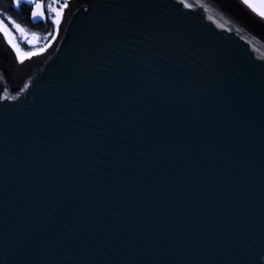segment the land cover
<instances>
[{
	"label": "water",
	"instance_id": "1",
	"mask_svg": "<svg viewBox=\"0 0 264 264\" xmlns=\"http://www.w3.org/2000/svg\"><path fill=\"white\" fill-rule=\"evenodd\" d=\"M66 3L22 63L0 33V264H264V20Z\"/></svg>",
	"mask_w": 264,
	"mask_h": 264
},
{
	"label": "snow or ice",
	"instance_id": "2",
	"mask_svg": "<svg viewBox=\"0 0 264 264\" xmlns=\"http://www.w3.org/2000/svg\"><path fill=\"white\" fill-rule=\"evenodd\" d=\"M13 2L15 6L19 8L22 3V0H13ZM23 2L31 6V17L33 20L47 21L49 19L48 10L50 9L52 12L51 24L53 25L56 31L59 30V27L62 22L63 10L68 7L66 2L63 4H60L58 3V0H52L53 3H57V7L55 8H52L51 4H49L48 7L46 8L43 0H23ZM178 2L183 4L184 0H178ZM240 3L243 4L245 7H247L248 9H250L257 16H259L261 20H264V0H240ZM184 6L188 7L187 4H185ZM14 26L22 34L24 33V29L21 28L19 24H15ZM0 33H3V35L7 39V43L16 52L17 60L22 63L25 57L24 55L21 54V50L18 47V45L13 42L11 38L10 29L7 27L3 19H0ZM33 39H36V37H33ZM42 51H44V49L41 48V49H38L36 52H29L26 55L28 57H32V56L38 55ZM5 98H7L6 95H5ZM12 99H15V97H12ZM260 255L264 256V253H261ZM251 264H256V259H253L251 261Z\"/></svg>",
	"mask_w": 264,
	"mask_h": 264
},
{
	"label": "trees",
	"instance_id": "3",
	"mask_svg": "<svg viewBox=\"0 0 264 264\" xmlns=\"http://www.w3.org/2000/svg\"><path fill=\"white\" fill-rule=\"evenodd\" d=\"M43 2L46 8L49 4H54L52 0H43ZM65 2L66 1L64 0H58V3L60 4H63ZM48 16L49 19L47 21L38 24H32L30 5L24 3L22 0L20 7L17 8L13 0H0V18L3 19L5 23L8 22L11 27L13 26V24L11 23L12 21L16 24H19L21 28H24L29 32L34 33L35 36H38L32 44H29L28 42L20 44L22 53L34 52V50H38L41 48L45 49V47H47L50 42L55 38L57 32L51 24L52 15L49 13V10Z\"/></svg>",
	"mask_w": 264,
	"mask_h": 264
},
{
	"label": "rangeland",
	"instance_id": "4",
	"mask_svg": "<svg viewBox=\"0 0 264 264\" xmlns=\"http://www.w3.org/2000/svg\"><path fill=\"white\" fill-rule=\"evenodd\" d=\"M64 1H69V0H64ZM51 7L52 8H55V7H57V4L56 3H54L53 5H51ZM49 13L52 15V12H51V10L49 9ZM1 19V18H0ZM10 22V21H9ZM8 23V22H7ZM5 23L6 25H7V27L10 29V33H11V38H12V40H13V42L14 43H16L17 45H18V47L20 48V50H21V45L20 44H23L24 42H28L29 44H32L33 42H34V40L35 39H33V37H36V39H37V37L38 36H35L34 35V33H31V32H29L28 30H26V29H24V33L22 34L19 30H17L16 28H15V24L16 23H12V21H11V23L13 24V26H11L10 27V24L8 23ZM57 34V33H56ZM56 36V35H55ZM55 39V38H54ZM53 39V40H54ZM52 40V41H53ZM51 41V42H52ZM51 42H50V44H51ZM49 44V45H50ZM48 45V46H49ZM46 48V47H45ZM37 50H34V52H36ZM21 54L22 55H24V56H27L26 54L27 53H22V51H21Z\"/></svg>",
	"mask_w": 264,
	"mask_h": 264
},
{
	"label": "bare ground",
	"instance_id": "5",
	"mask_svg": "<svg viewBox=\"0 0 264 264\" xmlns=\"http://www.w3.org/2000/svg\"><path fill=\"white\" fill-rule=\"evenodd\" d=\"M1 34H3V33H1ZM5 37V36H4ZM7 40V39H6ZM15 56H16V54H15Z\"/></svg>",
	"mask_w": 264,
	"mask_h": 264
}]
</instances>
